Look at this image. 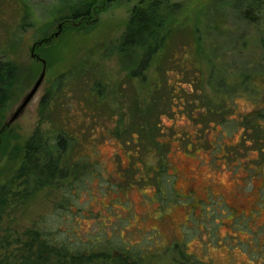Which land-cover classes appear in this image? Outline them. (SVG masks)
Instances as JSON below:
<instances>
[{
    "label": "rangeland",
    "instance_id": "374dc122",
    "mask_svg": "<svg viewBox=\"0 0 264 264\" xmlns=\"http://www.w3.org/2000/svg\"><path fill=\"white\" fill-rule=\"evenodd\" d=\"M146 1L113 0L91 31L56 32L43 65L35 41L57 31L56 17L78 0H0V57L18 71L2 111L0 183L20 163L46 90H56L60 73L86 67L94 73L74 79L63 104L51 103L43 128L52 138L60 125L80 128L77 140L101 177L93 198L83 191L76 204L100 215L65 211L64 220L49 216L47 223L73 244L91 239L98 248L117 231L122 248L141 254L132 264H264V3L258 0L248 19L240 0H164L173 33L139 80L130 75L136 59L117 46L132 8ZM43 69L38 91L10 121ZM95 80L104 86V105L86 108L83 89ZM115 181L126 195L113 191ZM59 194L45 187L12 206L0 237H23L39 216L51 214ZM13 249H2L0 258L17 264Z\"/></svg>",
    "mask_w": 264,
    "mask_h": 264
},
{
    "label": "trees",
    "instance_id": "16d2710c",
    "mask_svg": "<svg viewBox=\"0 0 264 264\" xmlns=\"http://www.w3.org/2000/svg\"><path fill=\"white\" fill-rule=\"evenodd\" d=\"M240 1L245 6L244 17L254 19L252 12L256 8L258 0ZM260 1L262 5L264 0ZM110 2H113V0H78L74 4H69L67 6L69 7L68 11L56 17L57 31L49 33L45 30L42 38L35 41V46L39 52V61L42 64L46 63L47 58L54 51L52 45L55 41L56 32L59 35L70 29L83 30L84 32L91 31L97 22L98 11L104 9ZM27 15L28 11L25 9L21 17L22 23L26 17H29ZM167 15V5L164 0H148L132 8L126 28L117 46L118 52L136 59V63H134L136 67L130 71L131 76L143 80L144 71L150 66L151 61L161 56L169 36L173 33V28L170 27L171 21L168 19L169 15ZM190 51L193 57L194 49ZM193 60L191 64L196 67L195 64L198 58L194 57ZM17 72L14 63L0 57V149L4 147L7 139V132H4L7 130V124L3 122L4 115L2 111L11 97V91L17 79ZM93 73L94 71L86 67L80 69L75 67V70L73 68L59 74L55 84L57 85L56 90H52L53 92L49 89L46 90L39 101L40 118L38 125L22 146L19 165L8 179L0 183V231L8 209L24 203L25 199L41 189L45 187L55 188L61 197V200L53 202L50 215L47 213V215L39 216L35 223L24 229L22 232L23 237L13 231L0 237V251L2 249L7 251L14 245V257L17 264H51L53 262V264H94L100 258L108 260L111 264H132L133 261H129V259L141 255H139L137 248L132 252L122 248L121 239L116 235L117 231H111L110 237L103 240V247L98 248V245L91 239L81 240L73 244L58 234V230L64 232V229L60 230L58 228L57 230L55 225L52 227V224L47 223L49 216H53L56 223L64 220L63 214L65 211L74 216L79 215L78 213L83 210V213L87 214V218L93 216L94 219H97L100 215H93L91 211H86L76 204L80 200L79 195L83 191L88 192L89 199L93 198L95 192L94 181L101 177V172L96 169L98 162L85 151L86 146L77 140L80 128H77L76 132L75 129L60 125L54 138L49 135L46 128H43L46 120L45 112L48 109L53 110L51 109V103L53 102L55 106L63 104L69 96V92L75 88L77 82H74V79L80 76L84 79V74L91 77ZM83 92H85V97L83 96L82 101L86 102V108L104 105V103H101L104 92L101 81L95 80L90 86H86ZM50 123L53 124L52 121ZM141 131L142 128L139 127L138 133ZM141 134L144 138L151 137L145 131ZM73 144L76 145L73 146ZM77 147L79 149L73 153ZM160 183V186L165 188L162 181ZM113 184L115 185L114 192L119 189L116 194L126 195L127 191H120L122 185L118 186L116 181ZM89 188L92 194L89 193ZM75 191H77L76 200L70 202V196ZM75 204L77 209H73ZM113 204L115 203L112 202L109 206ZM124 231L125 229L121 233L123 234ZM105 249H111L116 254L110 256L106 252L108 250ZM7 259L1 257L0 264H8Z\"/></svg>",
    "mask_w": 264,
    "mask_h": 264
},
{
    "label": "water",
    "instance_id": "95a60500",
    "mask_svg": "<svg viewBox=\"0 0 264 264\" xmlns=\"http://www.w3.org/2000/svg\"><path fill=\"white\" fill-rule=\"evenodd\" d=\"M43 65H44V63H43ZM43 77H44V69L42 70L39 77L37 78V80L32 85V87L29 89V91L25 94V96L21 100L16 111L11 116L10 121H13L20 114V112L26 107V105L32 100V98L34 97V95L36 94V92L38 91V88L40 87V85L42 83Z\"/></svg>",
    "mask_w": 264,
    "mask_h": 264
}]
</instances>
